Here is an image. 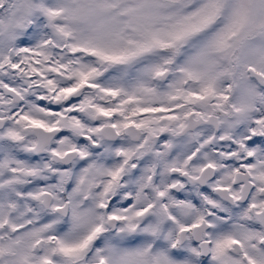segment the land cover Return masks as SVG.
Returning a JSON list of instances; mask_svg holds the SVG:
<instances>
[{"label":"snow or ice","instance_id":"1","mask_svg":"<svg viewBox=\"0 0 264 264\" xmlns=\"http://www.w3.org/2000/svg\"><path fill=\"white\" fill-rule=\"evenodd\" d=\"M0 264H264V0H0Z\"/></svg>","mask_w":264,"mask_h":264}]
</instances>
